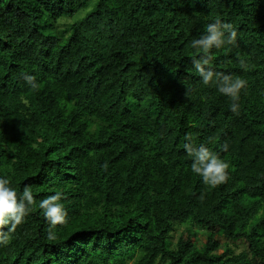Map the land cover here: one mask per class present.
Returning a JSON list of instances; mask_svg holds the SVG:
<instances>
[{"label":"trees","instance_id":"16d2710c","mask_svg":"<svg viewBox=\"0 0 264 264\" xmlns=\"http://www.w3.org/2000/svg\"><path fill=\"white\" fill-rule=\"evenodd\" d=\"M215 21L237 37L204 84L191 42ZM217 74L246 81L237 113ZM186 136L224 183L191 172ZM0 176L34 197L0 225V264H264V0H0ZM183 223L228 242L196 247Z\"/></svg>","mask_w":264,"mask_h":264},{"label":"clouds","instance_id":"9594fccd","mask_svg":"<svg viewBox=\"0 0 264 264\" xmlns=\"http://www.w3.org/2000/svg\"><path fill=\"white\" fill-rule=\"evenodd\" d=\"M236 37L237 33L231 24L215 21L207 23L200 36L191 42L193 49H199L203 53L200 57H193L191 62L204 84H208L214 75L211 68L205 67L209 63L207 54L212 49H220L226 44L234 43ZM217 75L218 91L231 99L230 111L237 113L240 92L245 88L246 81L233 80L228 75ZM23 78L26 84L34 86L33 76L24 74ZM184 149L191 158V172L199 176L205 183L215 187L226 181L229 165L218 154L203 144L198 147L193 145L191 138L187 136ZM62 200L63 193L58 191L42 199L38 205L44 218L51 225L63 223L67 216V210ZM33 202V194L27 187L23 191L17 192L7 177L0 176V225H10L9 231L14 229L30 211ZM8 242L7 235L0 236V245H6Z\"/></svg>","mask_w":264,"mask_h":264},{"label":"rangeland","instance_id":"374dc122","mask_svg":"<svg viewBox=\"0 0 264 264\" xmlns=\"http://www.w3.org/2000/svg\"><path fill=\"white\" fill-rule=\"evenodd\" d=\"M182 233L184 240L190 241L191 244L195 245L196 247L201 248L202 244L207 240L208 237H212L214 246V250L218 252L223 250V247L226 242V238L221 234V232L217 230H210V229H196V228H189L186 224H182V227L178 229V233ZM230 242V241H229ZM245 244L242 242L238 245V249H235L234 253L236 255H241L242 257L245 256V251L243 250ZM238 253V254H237Z\"/></svg>","mask_w":264,"mask_h":264}]
</instances>
